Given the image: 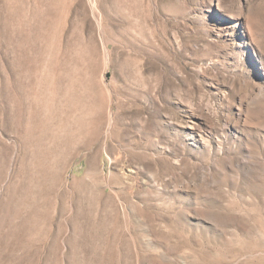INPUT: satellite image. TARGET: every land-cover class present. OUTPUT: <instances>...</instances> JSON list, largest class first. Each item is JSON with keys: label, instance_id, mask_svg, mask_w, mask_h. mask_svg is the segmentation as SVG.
Here are the masks:
<instances>
[{"label": "rangeland", "instance_id": "rangeland-1", "mask_svg": "<svg viewBox=\"0 0 264 264\" xmlns=\"http://www.w3.org/2000/svg\"><path fill=\"white\" fill-rule=\"evenodd\" d=\"M0 264H264V0H0Z\"/></svg>", "mask_w": 264, "mask_h": 264}]
</instances>
